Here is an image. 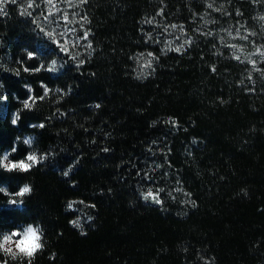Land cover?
<instances>
[{
  "label": "trees",
  "instance_id": "trees-1",
  "mask_svg": "<svg viewBox=\"0 0 264 264\" xmlns=\"http://www.w3.org/2000/svg\"><path fill=\"white\" fill-rule=\"evenodd\" d=\"M20 5L0 9V153L19 136L11 157H25L31 135L45 159L0 170V235L35 224L41 247L15 260L0 250V264H264V57L242 59L224 33L258 27L264 0H82L88 50L58 70L49 67L60 54ZM154 16L183 24L189 42H150ZM143 52L154 58L140 75ZM159 165L187 205L165 192L161 204L144 198ZM24 183L32 195L4 203ZM75 200L91 207L84 228Z\"/></svg>",
  "mask_w": 264,
  "mask_h": 264
},
{
  "label": "rangeland",
  "instance_id": "rangeland-1",
  "mask_svg": "<svg viewBox=\"0 0 264 264\" xmlns=\"http://www.w3.org/2000/svg\"><path fill=\"white\" fill-rule=\"evenodd\" d=\"M18 1H21L20 9L37 21L38 30L41 35L60 54L51 61L49 67L51 70H58L61 67L62 58L65 55L78 60L88 50V27L81 9L82 0ZM8 2H12V0H0V9L5 8ZM256 19L258 20L257 22L259 25L256 28L252 29L251 27L246 26L244 22H241L239 24H228L224 30V33L229 34V36L235 40V42L230 43V47L237 52L236 55L247 61L253 60L256 56L255 54L260 58L264 57V15L262 11H260ZM144 24L146 26L147 39L150 42L160 44L164 49H181L189 42L190 33L185 29L183 24H168L159 16L147 18ZM237 38H240V40ZM149 53L151 52H143L136 56V71L140 75L147 74L153 65L154 55L153 53H151L152 55H148ZM53 61H55V64H53ZM29 91L32 95V89L30 87ZM167 123L169 125H177L172 118H168ZM159 143L161 142H157L156 146L151 148L149 154L151 159H156V156L161 154L162 146ZM32 150H34V148L30 151ZM156 150L158 153L154 154ZM10 159L16 161L12 157H10ZM159 163L161 164V162L158 161L157 164ZM160 166L161 165L150 167L147 170V182L142 190L144 198L146 194L151 191L161 204V192H165L169 196H178L179 199L187 205L188 198L186 194L180 193L177 183L174 182L169 174L163 172V169ZM16 192L10 193V196L4 203L20 205L21 197L16 196ZM13 200L16 201V203H11ZM146 200L156 202L152 196H149ZM71 202H75L72 204L71 209L75 210L78 214L73 221L78 220L79 226H76L84 228V226L92 219L91 207L89 204L81 200ZM32 225L39 229L35 224ZM23 226L24 225L17 229L22 231ZM12 231L6 232L11 233ZM38 235L40 237V232H38ZM19 239L20 237L18 234L13 237V251L19 252V247L15 243V241ZM39 242L40 239L36 243ZM24 247L25 249H30L32 244L26 243Z\"/></svg>",
  "mask_w": 264,
  "mask_h": 264
},
{
  "label": "clouds",
  "instance_id": "clouds-1",
  "mask_svg": "<svg viewBox=\"0 0 264 264\" xmlns=\"http://www.w3.org/2000/svg\"><path fill=\"white\" fill-rule=\"evenodd\" d=\"M24 51L27 52L26 49ZM27 55L29 58H32L36 54L32 52H27ZM39 70H40L39 68L36 69V71H39ZM31 107L32 106L27 107V108L30 109ZM12 123L13 125L16 124L15 118L13 119ZM32 126L35 127V125H32ZM39 127L41 126L39 125ZM20 140L21 138L17 136L16 140L13 142V147L11 148V150L10 151L6 150L2 154H0V170H3L4 172L9 173V174L14 173V172L15 173H26L30 171L31 169H33L34 167H36L38 163L42 162L45 159V157L42 158L43 156H38L36 150H32L30 152H27L25 154V157L22 159H18L16 161L11 160L10 157L18 151V144ZM23 144L27 148L32 149L33 144H34V137L31 135H26L23 138ZM32 157H35V160L30 159ZM32 192H33L32 185L29 183H24L19 187L18 191L16 192V196L23 198V197L32 195ZM0 193L6 196L9 195V191L6 185L0 186ZM11 203H16V201L13 200L11 201ZM20 204H23V199L20 200ZM33 231L35 232L36 235H38L39 229L29 223L23 226L22 231L19 229H15L11 233H8V232L3 233L2 235H0V250L6 253H9L8 251H5V249L10 248L11 257L13 260H15L16 257L22 253L20 251V248L25 249L24 245L26 243H31L32 245H34L37 242L36 236L33 235ZM17 234L19 235L20 239L15 241V243L16 245L19 244L20 246L19 252L13 251V237L16 236ZM5 237H8L9 239L6 241Z\"/></svg>",
  "mask_w": 264,
  "mask_h": 264
},
{
  "label": "snow or ice",
  "instance_id": "snow-or-ice-1",
  "mask_svg": "<svg viewBox=\"0 0 264 264\" xmlns=\"http://www.w3.org/2000/svg\"><path fill=\"white\" fill-rule=\"evenodd\" d=\"M12 2H15V0H12ZM177 51H179V49H177ZM148 55H152V54L149 53ZM237 59H239V57H237ZM53 64H55V61H53ZM26 70H27V69H26ZM50 70H51V69H50ZM45 95H47V91L45 92ZM30 99H31V98H30ZM30 106H32V104L29 103L28 101H25V107L27 108V107H30ZM40 126L43 127V125H40ZM42 158H44V157H42ZM30 159L35 160V157H32V158H30ZM65 175H67V173H65ZM149 196H152L153 199H155L156 202L159 203V200L153 195V193H152L151 191H149V192L146 194L145 199H147ZM73 203H75V202H70L69 205H68V207L71 208ZM73 224L79 226V221H78V220H77V221H73ZM30 231H31V230H30ZM33 235L36 236V240L38 241V240H39V236L36 235L34 231H33ZM8 239H9L8 237H5V240H6V241H7ZM17 246L20 248L19 244H18ZM40 247H41V245H40L39 243H35L34 245H32V247H31L30 249H23V248H20V251H21L24 255L31 257V256L33 255V253H34L37 249H39ZM5 251H8L9 253H11V249H10V248H9V249H5Z\"/></svg>",
  "mask_w": 264,
  "mask_h": 264
}]
</instances>
